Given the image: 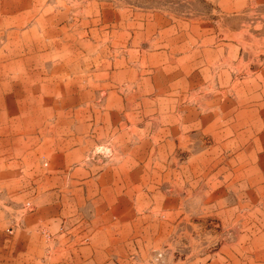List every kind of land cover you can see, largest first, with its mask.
Returning a JSON list of instances; mask_svg holds the SVG:
<instances>
[{"label":"rangeland","instance_id":"rangeland-1","mask_svg":"<svg viewBox=\"0 0 264 264\" xmlns=\"http://www.w3.org/2000/svg\"><path fill=\"white\" fill-rule=\"evenodd\" d=\"M170 19L204 24L203 32L213 37L206 46L217 75L227 69L232 85L215 84L218 77L212 76L208 90L211 64L209 71L186 74L182 60L162 56L173 44L159 37L184 34L180 27L160 35L158 22ZM166 68L178 73L172 81ZM259 69L264 0H0V101L22 105L14 115L0 108V184L42 183L51 163L64 164L70 146L67 169L88 165L99 175L89 183H183L156 196V189L136 191L152 216L167 219V236L148 253L131 255L132 264L220 263L225 248L245 257L249 239L235 237L243 217L229 221L223 213V199L237 201L241 191L186 185L230 183L238 166L227 163L217 132L181 120L206 116L208 99L237 95L240 81ZM158 101L168 106H154ZM172 120L179 132L167 129ZM16 134L27 136L15 140ZM14 143L24 153L22 165L9 156L8 144ZM156 199L167 206L160 210Z\"/></svg>","mask_w":264,"mask_h":264},{"label":"crops","instance_id":"crops-1","mask_svg":"<svg viewBox=\"0 0 264 264\" xmlns=\"http://www.w3.org/2000/svg\"><path fill=\"white\" fill-rule=\"evenodd\" d=\"M158 26L161 28L160 35L162 29H171L172 34L173 29L177 33L176 29H184L182 36L173 34L159 37V40L161 37L165 39L166 45L173 44L172 49L166 46L168 53L162 50L166 60H182L181 64L188 69L185 73L194 75H199L201 70L209 71L208 64H211L213 71L207 78L208 90L212 76L218 77L213 79L215 84L224 83V87L232 85L227 69L219 68L217 75L214 55L206 46L213 41V37L203 32L204 24L201 25L199 20L170 19L158 22ZM222 42L232 43L226 40ZM201 44L205 45L203 51ZM200 59L207 62H202L203 66L196 65ZM175 65L170 63L169 68ZM169 68H166L165 73L172 81L178 73H170ZM263 75L264 69H259L254 78L240 81L237 95L232 97L227 92L217 95L212 92L217 99L206 101V116L198 112L197 117L193 113V117L181 120V125H194L193 129L207 127L214 136L217 132L220 140L218 145L223 146L227 163L237 165L240 172L230 183H186L189 189L192 185H198L199 188L241 191L237 201L223 199V213L229 221L238 216L243 217L235 237L249 239L246 246L248 252L242 257L238 255L237 249L233 251L225 248L223 261L207 264H264ZM223 76L229 78L225 80ZM181 81L178 79L176 82L180 84ZM3 86L5 79L0 71V94ZM197 97L200 98V95ZM130 103L132 107L135 101ZM154 106H168V103L158 101ZM3 107L9 108L11 115H14L22 105L14 100L8 103L0 101V108ZM176 121H170L171 127L167 129L179 132ZM218 124L223 125L218 129L219 132L215 130ZM25 136L16 134L14 138L25 139ZM17 145L8 144V153L22 165L24 153H17ZM69 151L70 146L65 147L63 165L60 162L51 163L47 178L42 183L0 184V264H132L131 255L148 253L151 247L162 244L166 238L167 230L162 228V221L166 223L167 219L156 214L152 216L145 209L146 200H137L136 191L156 189L157 192L153 194L156 196L158 192L166 194V191L176 190L183 183H114L113 180L112 183H89L99 180V175H95L83 163L69 171L66 163ZM56 152L60 155L59 150L56 149ZM76 170L81 175L75 173ZM234 172L237 176V172ZM75 176L82 178L79 180ZM155 205L161 210L162 206H167V202L156 199ZM149 206L153 207L154 204ZM242 207L246 208L243 210ZM254 222L256 227L252 229Z\"/></svg>","mask_w":264,"mask_h":264}]
</instances>
